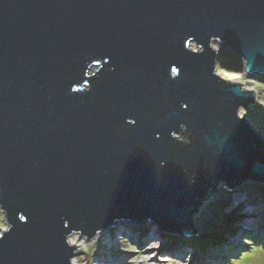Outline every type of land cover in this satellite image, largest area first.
Segmentation results:
<instances>
[{"label":"water","instance_id":"95a60500","mask_svg":"<svg viewBox=\"0 0 264 264\" xmlns=\"http://www.w3.org/2000/svg\"><path fill=\"white\" fill-rule=\"evenodd\" d=\"M224 50L264 75V0H0V264L122 223L190 240L219 185L264 183Z\"/></svg>","mask_w":264,"mask_h":264},{"label":"rangeland","instance_id":"374dc122","mask_svg":"<svg viewBox=\"0 0 264 264\" xmlns=\"http://www.w3.org/2000/svg\"><path fill=\"white\" fill-rule=\"evenodd\" d=\"M217 47L220 46L217 45ZM191 48L197 49L196 44L192 43ZM235 57L234 62L229 63L231 69L223 67L218 61L217 73L226 80L241 83L246 90L257 89L258 94L255 102L248 108H241L240 115L246 118L264 140V75H249L245 71L244 63L236 55ZM243 192L251 196L254 204L258 201L264 202V183L262 182L244 180L234 188H229L224 184L219 185L213 198L206 201L193 217V226L195 227L193 239L178 241L165 234L159 226L152 224L137 227L122 223L115 225L113 229L104 230L92 241H86L84 238H79V235L73 234L77 251L81 248L84 250V253H78L73 260L77 258L79 264H98L97 261L103 260L105 261L103 264H108L107 260L110 258L107 253L111 252L110 255L118 259L120 256L124 257L120 259V264H126L127 261H129L127 264H183V257L179 258L172 251L173 247L178 248L185 245L186 260L192 259L198 246L202 248L203 253L214 248L222 249L229 239L228 236L236 228L234 226L236 221H240V217L249 211L255 215H251L246 221L241 220L239 224V228L245 232L241 249L233 250L221 261H212L209 264H264V223L261 222V219H264V210L257 207L250 211L247 201H243L244 199L241 197ZM257 212L263 213L258 214ZM118 225L132 227L142 232L154 227L159 236L156 241L151 240L152 242L150 241L146 246H139L136 245L130 234L120 232L117 235V242H114L109 233L117 230ZM6 229L7 224L0 209V234ZM97 237L99 238L97 239ZM151 238L154 237L148 239Z\"/></svg>","mask_w":264,"mask_h":264},{"label":"bare ground","instance_id":"6f19581e","mask_svg":"<svg viewBox=\"0 0 264 264\" xmlns=\"http://www.w3.org/2000/svg\"><path fill=\"white\" fill-rule=\"evenodd\" d=\"M253 91L255 92L256 95L258 94L257 89H254ZM241 197L244 199L243 201H247V206H249L250 211H253L257 207H261V209L264 210V202L261 203L258 201L254 204L251 200L252 199L251 196L245 192L241 193ZM257 213L261 214L263 212H257ZM251 215L254 216L255 214L249 211L246 212L242 217H240L241 218L240 221L241 220L246 221V219L248 220V218ZM240 221L239 220L236 221L234 225L236 228L232 231V233H230V235L228 236L229 239L226 241L222 249L214 248L211 251L203 253L202 248L198 246V249L195 250L194 256L192 257V259H188V260H186L187 256L184 251L185 245H182V247H178V248L173 247L172 251L176 253L179 258L183 257L182 258V260L184 261L183 264H209V262H212V261H218V260L221 261L223 258L227 257V255L233 252V250L237 251L239 248L241 249V247L243 246L242 238L245 237V232H243V229L239 228ZM261 222L264 223V219H261ZM117 227H118L117 230L109 233V235H111V238L114 239L113 240L114 242H117L116 241L117 235L120 232H123L128 235L130 234L133 241L136 243V245H139V246L141 245L146 246V244H148L151 240L156 241L157 237L159 236L157 229L154 227H150V229H148L145 232H142L141 230H135L132 227H127V226H122V225H118ZM147 237L148 238L154 237V238L148 239ZM74 238H75V235L74 236L72 235L69 238V242L72 245H75L77 247V244L75 243ZM98 238L99 237H97V239ZM107 254H109L107 256H109L110 258V260L109 259L107 260L108 264H120V259L124 258L120 256V258L118 259L115 256L110 255L111 252H108ZM97 262L98 264H103L105 261L102 260L100 262L99 261ZM127 262L129 263V261ZM72 264H79V260L76 258L75 260L72 261Z\"/></svg>","mask_w":264,"mask_h":264},{"label":"trees","instance_id":"16d2710c","mask_svg":"<svg viewBox=\"0 0 264 264\" xmlns=\"http://www.w3.org/2000/svg\"><path fill=\"white\" fill-rule=\"evenodd\" d=\"M236 59L234 53L232 52H228V51H222V53L220 54V60L219 63L225 67V68H229L231 69V67H229V63L230 62H234V60ZM226 189V188H225Z\"/></svg>","mask_w":264,"mask_h":264},{"label":"snow or ice","instance_id":"6c2138e0","mask_svg":"<svg viewBox=\"0 0 264 264\" xmlns=\"http://www.w3.org/2000/svg\"><path fill=\"white\" fill-rule=\"evenodd\" d=\"M178 70L176 68H172V72H177ZM184 107L186 108L187 105H184ZM21 220H27V217L26 216H22L21 217ZM4 236L2 234H0V238H3Z\"/></svg>","mask_w":264,"mask_h":264}]
</instances>
